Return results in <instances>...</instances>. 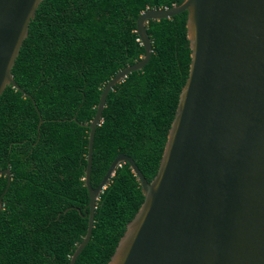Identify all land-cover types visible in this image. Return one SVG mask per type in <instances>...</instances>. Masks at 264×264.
<instances>
[{
  "label": "trees",
  "instance_id": "1",
  "mask_svg": "<svg viewBox=\"0 0 264 264\" xmlns=\"http://www.w3.org/2000/svg\"><path fill=\"white\" fill-rule=\"evenodd\" d=\"M183 0H43L0 96V264H69L87 229V127L105 85L144 55L138 16ZM186 12L149 21L152 55L108 93L94 134L90 184L130 157L155 176L190 64ZM41 121V124H39ZM6 192L4 193V191ZM143 202L129 164L96 202L75 264H107ZM67 210L65 213L64 211Z\"/></svg>",
  "mask_w": 264,
  "mask_h": 264
},
{
  "label": "water",
  "instance_id": "2",
  "mask_svg": "<svg viewBox=\"0 0 264 264\" xmlns=\"http://www.w3.org/2000/svg\"><path fill=\"white\" fill-rule=\"evenodd\" d=\"M42 1L0 0V96L8 86L21 91L11 70ZM182 12L190 64L155 176L147 182L119 154L92 188L94 134L108 93L149 62L147 23ZM136 33L144 55L105 85L87 126L88 222L69 264L88 244L96 202L123 163L143 202L107 264H264V0H183L142 12ZM0 174L8 187L9 169Z\"/></svg>",
  "mask_w": 264,
  "mask_h": 264
}]
</instances>
